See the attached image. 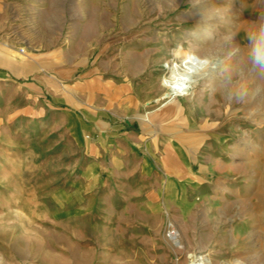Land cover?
I'll use <instances>...</instances> for the list:
<instances>
[{
  "label": "rangeland",
  "instance_id": "obj_1",
  "mask_svg": "<svg viewBox=\"0 0 264 264\" xmlns=\"http://www.w3.org/2000/svg\"><path fill=\"white\" fill-rule=\"evenodd\" d=\"M37 3L0 38V264H264V0Z\"/></svg>",
  "mask_w": 264,
  "mask_h": 264
},
{
  "label": "clouds",
  "instance_id": "obj_2",
  "mask_svg": "<svg viewBox=\"0 0 264 264\" xmlns=\"http://www.w3.org/2000/svg\"><path fill=\"white\" fill-rule=\"evenodd\" d=\"M250 47V58L251 62L254 66L258 67L261 70H264V24L260 25L255 33H250L248 35ZM182 53L177 50L176 55L179 56ZM198 64L197 67L200 70H203V67L208 63L207 60L202 58H197ZM184 62L190 63L192 62V58L184 54ZM167 67V65H166ZM176 65L172 66V78L171 80H163V83L170 84L171 87L177 89L179 95H185L187 91L191 88L192 81L189 76L182 75L177 72ZM187 71L191 72L192 69H187Z\"/></svg>",
  "mask_w": 264,
  "mask_h": 264
},
{
  "label": "crops",
  "instance_id": "obj_3",
  "mask_svg": "<svg viewBox=\"0 0 264 264\" xmlns=\"http://www.w3.org/2000/svg\"><path fill=\"white\" fill-rule=\"evenodd\" d=\"M37 1L38 0H0V38H3V36L5 37V34L10 32L11 30L8 23V17L11 15H21L27 9L31 11L39 9L41 5L38 4ZM7 61L8 58L2 53V49L0 48V62L4 63ZM3 108L4 112H8V110L5 109L4 104ZM76 116H79L81 118L80 120H78L79 123H85L83 118L77 113H70L69 116L66 117V123H71L68 119L69 117L74 119ZM124 122L129 123L126 121Z\"/></svg>",
  "mask_w": 264,
  "mask_h": 264
},
{
  "label": "bare ground",
  "instance_id": "obj_4",
  "mask_svg": "<svg viewBox=\"0 0 264 264\" xmlns=\"http://www.w3.org/2000/svg\"><path fill=\"white\" fill-rule=\"evenodd\" d=\"M20 52H24V50H21ZM197 64H198V61L195 62V59H193L192 62H191V65H189V68H191L192 71L191 72L188 71L187 74H190V73L192 74L190 76L191 77L190 78L191 81H196L200 77H202V76L206 77L209 74V72H207L206 65L203 67V70H200L197 67ZM166 85H167V88H168V91H169V93H168L169 94V99L172 98L173 96L179 95L178 92H177V89L171 87L170 84H166Z\"/></svg>",
  "mask_w": 264,
  "mask_h": 264
},
{
  "label": "built area",
  "instance_id": "obj_5",
  "mask_svg": "<svg viewBox=\"0 0 264 264\" xmlns=\"http://www.w3.org/2000/svg\"><path fill=\"white\" fill-rule=\"evenodd\" d=\"M167 236L168 238L173 241L176 242L177 241V233L173 227V225H169L168 230H167Z\"/></svg>",
  "mask_w": 264,
  "mask_h": 264
}]
</instances>
